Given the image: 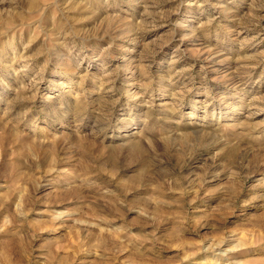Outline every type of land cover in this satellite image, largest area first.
I'll use <instances>...</instances> for the list:
<instances>
[{"label": "rangeland", "instance_id": "obj_1", "mask_svg": "<svg viewBox=\"0 0 264 264\" xmlns=\"http://www.w3.org/2000/svg\"><path fill=\"white\" fill-rule=\"evenodd\" d=\"M0 264H264V0H0Z\"/></svg>", "mask_w": 264, "mask_h": 264}]
</instances>
